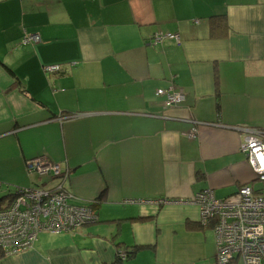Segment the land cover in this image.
Masks as SVG:
<instances>
[{"label":"crops","instance_id":"1","mask_svg":"<svg viewBox=\"0 0 264 264\" xmlns=\"http://www.w3.org/2000/svg\"><path fill=\"white\" fill-rule=\"evenodd\" d=\"M167 87L184 100L166 107ZM256 128L264 0H0V198L44 154L69 169L72 203L99 202L95 220L0 264H216L214 232L187 201L255 185L240 145Z\"/></svg>","mask_w":264,"mask_h":264},{"label":"built area","instance_id":"2","mask_svg":"<svg viewBox=\"0 0 264 264\" xmlns=\"http://www.w3.org/2000/svg\"><path fill=\"white\" fill-rule=\"evenodd\" d=\"M164 37L156 35L154 42H161ZM37 40L36 35H27L23 42ZM156 93L165 96L166 107L185 98L182 91L171 87L159 88ZM240 149L247 158L253 180L261 183L259 187L251 181L245 182L235 193L222 199L216 198L211 188H205L187 201L198 206L199 223L214 232L216 264H234L236 260L243 264H264V128L247 131ZM25 168L29 174L59 180L52 185L42 182L20 187L14 199L0 207V249L5 254L31 248L39 232H72L96 219L90 204L70 201L71 192L65 187L69 169L64 162H52L40 154L26 160ZM118 256L125 258L127 253L122 250Z\"/></svg>","mask_w":264,"mask_h":264},{"label":"rangeland","instance_id":"3","mask_svg":"<svg viewBox=\"0 0 264 264\" xmlns=\"http://www.w3.org/2000/svg\"><path fill=\"white\" fill-rule=\"evenodd\" d=\"M26 171V186L28 187L30 184H31V178H30V176H29V173L27 172V170H25ZM37 175V174H36ZM39 178V177H38ZM8 179H11V177L9 176L8 177ZM40 180H44V179H46V180H53V181H55V183L59 180L57 177H55V179H50V178H45V177H40L39 178ZM3 183H1V186H0V189H6L9 185V183L7 182V181H5V180H3L2 181ZM12 184V186L13 185H17V183L15 184V183H11ZM261 185V183L259 182V181H256V183H255V186L256 187H259ZM11 186V187H12ZM19 186H23V185H19ZM6 203V201H4V203L3 204H5ZM48 236H50L51 237V239L50 240H48ZM61 235H60V233H52V232H48V231H42V232H39L38 233V236H37V239L35 240V242L33 243V246H34V244H35V247L34 248H36L37 250H41L42 248H43V246L46 244V242H49V243H53L54 241H56L59 237H60ZM48 240V241H47ZM32 246V247H33Z\"/></svg>","mask_w":264,"mask_h":264},{"label":"trees","instance_id":"4","mask_svg":"<svg viewBox=\"0 0 264 264\" xmlns=\"http://www.w3.org/2000/svg\"><path fill=\"white\" fill-rule=\"evenodd\" d=\"M223 16L224 15H213L212 17H211V23H213L214 21H215V19H222L223 18ZM59 68H57V69H55L54 71H57ZM13 85H15V86H17V87H19V88H21V89H24V86L22 85V83H21V81L18 79V78H16V77H14V80H13ZM68 177V176H67ZM16 192H17V189H16V191L14 192V193H11V194H7V195H5L4 197H1L0 198V207L3 205V204H1V202L3 201H12L13 199H14V197L16 196ZM100 196H102V195H100ZM98 199H94V200H92L91 202H90V207L92 208V210L96 213V208H97V205H98ZM199 226H201V227H205V226H203L201 223H199ZM130 248V249H129ZM136 250H137V246H134V245H132V246H125L124 247V251L127 253V258H129V257H131V256H133L134 254H135V252H136ZM5 255V253H4V251L2 250V249H0V257H3ZM118 256V254H117V260L118 261H121L120 260V258L121 257H119Z\"/></svg>","mask_w":264,"mask_h":264}]
</instances>
